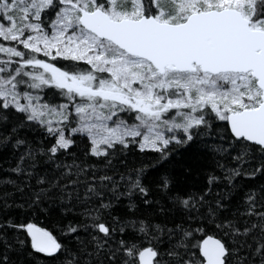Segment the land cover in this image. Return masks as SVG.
<instances>
[{
  "label": "trees",
  "instance_id": "obj_1",
  "mask_svg": "<svg viewBox=\"0 0 264 264\" xmlns=\"http://www.w3.org/2000/svg\"><path fill=\"white\" fill-rule=\"evenodd\" d=\"M142 1L144 15L156 16L153 0ZM63 4L43 10V26ZM252 20H264V0H254ZM51 61L69 72L90 69ZM41 94L49 104L67 100L54 86ZM134 113L122 112L129 121ZM200 115L159 149L130 137L96 153L86 133L67 128L70 143L60 146L57 134L0 98V264H140L146 248L156 252L154 264H204L207 236L224 243V264H264V148L236 139L210 107ZM32 224L57 251L34 247Z\"/></svg>",
  "mask_w": 264,
  "mask_h": 264
},
{
  "label": "rangeland",
  "instance_id": "obj_2",
  "mask_svg": "<svg viewBox=\"0 0 264 264\" xmlns=\"http://www.w3.org/2000/svg\"><path fill=\"white\" fill-rule=\"evenodd\" d=\"M53 0H0V98L27 112L67 146L69 133H86L93 151L138 137L140 146L159 149L174 131L198 124L210 107L219 118L257 107L262 91L250 73L211 74L167 70L130 56L84 29L81 10L102 9L113 20L144 15L142 0H63L54 20L43 26L41 13ZM158 21L177 24L196 12L233 8L252 20L254 0H153ZM252 28L264 31V20ZM89 64L88 72H69L51 60ZM64 89L67 100H42L45 86ZM132 107V121L122 114ZM73 125H69L68 123ZM173 137V136H172Z\"/></svg>",
  "mask_w": 264,
  "mask_h": 264
},
{
  "label": "water",
  "instance_id": "obj_3",
  "mask_svg": "<svg viewBox=\"0 0 264 264\" xmlns=\"http://www.w3.org/2000/svg\"><path fill=\"white\" fill-rule=\"evenodd\" d=\"M80 25L107 40L130 56L152 63L164 74L167 70L250 73L262 91L261 103L251 109L230 113L227 122L232 135L264 148V31L252 28V21L233 8L190 14L184 22L172 24L154 16L113 20L102 9L81 10ZM106 232V228L101 226ZM27 230L34 247L54 253L57 242L37 225ZM204 264H224L228 250L216 237L201 243ZM156 252L144 249L140 264H154Z\"/></svg>",
  "mask_w": 264,
  "mask_h": 264
}]
</instances>
